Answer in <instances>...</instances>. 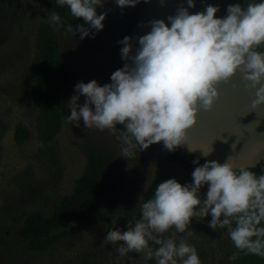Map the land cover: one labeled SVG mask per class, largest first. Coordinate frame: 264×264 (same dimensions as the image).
Here are the masks:
<instances>
[{"label": "clouds", "instance_id": "clouds-1", "mask_svg": "<svg viewBox=\"0 0 264 264\" xmlns=\"http://www.w3.org/2000/svg\"><path fill=\"white\" fill-rule=\"evenodd\" d=\"M66 5L74 18L84 23L68 24L66 31L88 37L91 29L104 27L106 13L97 9L102 0H55ZM121 9L135 6L140 0H113ZM175 15L150 21L151 30L138 38L139 47L132 55V38L125 36L120 52L123 60H131L111 74V83L103 86L96 80L75 85L76 94L67 102L68 122L79 127L107 129L121 142V156L130 158L162 142L168 151L187 140L189 130L197 123L201 110H211L219 98L218 85L242 74L246 87L254 90L253 110L264 106V0L246 8L230 4L224 17L219 8L207 5L202 12L190 13L195 0H186ZM57 25L61 17L50 12ZM74 28V31H73ZM85 102L78 104L80 96ZM123 125L118 129L117 125ZM212 148L202 149L208 157ZM192 171L191 183L181 184L175 178L156 185L151 199L140 205V219L126 230H110L104 240L123 256L128 252L143 253L156 264H201L197 250L175 233H184L196 216H210L208 226L227 228L235 248L264 257V174L257 176L245 167L235 165L229 157L223 163L205 160ZM207 185L203 198L202 186ZM233 222L235 226L233 227ZM158 247L153 250L149 242ZM235 259V257H230Z\"/></svg>", "mask_w": 264, "mask_h": 264}, {"label": "rangeland", "instance_id": "rangeland-1", "mask_svg": "<svg viewBox=\"0 0 264 264\" xmlns=\"http://www.w3.org/2000/svg\"><path fill=\"white\" fill-rule=\"evenodd\" d=\"M102 2L105 4L97 12L107 14L103 29H91L88 37L80 39L79 33L65 34L50 20L53 0H0V264H145L148 259L134 251L119 255L115 246L104 240L105 234L117 227L126 230L128 223L139 219L140 203L154 179L192 181L191 174L158 152L137 150L130 158L120 157L119 133L85 128L82 121L75 127L66 120L54 142L43 140L41 109L34 101L36 84L31 76L38 28L42 22L49 23L61 40L66 63L62 94L66 116L70 114L67 102L76 94L78 82L108 83L104 72L132 8L121 9L113 0ZM84 102L81 95L78 104ZM18 126L29 130L30 137L22 145L15 141ZM88 149L109 153L122 165L126 188L105 197L96 216L70 227L68 238L55 249L27 251L16 220L31 214L51 216L61 200L73 192L86 167ZM206 191L207 185L202 186V198ZM210 219L196 216L184 233L171 228L154 235L166 239L175 233L177 242L183 238L196 248L201 264H227L237 248L227 228L213 230L208 226Z\"/></svg>", "mask_w": 264, "mask_h": 264}, {"label": "trees", "instance_id": "trees-1", "mask_svg": "<svg viewBox=\"0 0 264 264\" xmlns=\"http://www.w3.org/2000/svg\"><path fill=\"white\" fill-rule=\"evenodd\" d=\"M147 2L148 0H140V3L132 6L120 28L108 67L104 72L108 83H111V74L124 66L120 52L122 45L118 41L125 36H132ZM52 8L60 15L61 22L58 26L65 34L74 35L73 32L66 31L68 24L75 27L84 23L82 18L72 17L66 5H57L53 0ZM65 69L66 63L59 34L49 23L42 22L36 36L31 76L36 84L34 101L41 109L39 127L45 142H54L66 121L62 97L65 88ZM117 128L123 129V125L118 124ZM29 137V130L24 126H18L16 143L22 145ZM147 149L162 154L169 163L181 167L189 174L197 166L193 161L198 160L199 164L205 162V159L194 156L181 147H177L175 151H168L162 142ZM85 154L87 164L82 175L76 180L73 192L61 200L51 216L31 214L20 216L16 220L21 226L19 237L26 244L27 251L44 253L55 249L68 238L70 227L96 216L105 197L116 196L126 188L122 165L111 154L95 149H88ZM249 170L257 176L264 174V162ZM166 180L168 179H154L140 205L152 198L156 185ZM179 182L185 184L184 181ZM138 217L140 219V206ZM149 244L150 247H158L151 241ZM138 254L145 257L143 253ZM145 264H156V261L154 258L148 259ZM227 264H264V257L237 249L235 259H231Z\"/></svg>", "mask_w": 264, "mask_h": 264}, {"label": "water", "instance_id": "water-1", "mask_svg": "<svg viewBox=\"0 0 264 264\" xmlns=\"http://www.w3.org/2000/svg\"><path fill=\"white\" fill-rule=\"evenodd\" d=\"M259 0H195L190 13L202 12L207 5L219 8L217 17L226 15L230 4H240L246 8L249 3ZM188 7L186 0H148L145 9L137 20L133 30L132 55L139 47L138 38L151 30L150 21L164 20L175 15L178 7ZM257 51L264 52V44ZM131 60H124V64ZM219 98L211 110H201L197 123L188 132L187 140L180 146L190 154L205 160L223 163L231 158L237 168H256L264 162V106L253 110L251 101L254 90L246 87L242 74L237 73L230 81L218 85ZM212 148L208 157L202 155V149Z\"/></svg>", "mask_w": 264, "mask_h": 264}]
</instances>
